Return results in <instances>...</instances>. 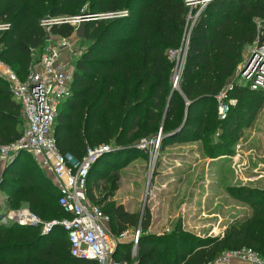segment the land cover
I'll use <instances>...</instances> for the list:
<instances>
[{
  "label": "trees",
  "instance_id": "obj_1",
  "mask_svg": "<svg viewBox=\"0 0 264 264\" xmlns=\"http://www.w3.org/2000/svg\"><path fill=\"white\" fill-rule=\"evenodd\" d=\"M193 1L202 0H0V24L9 25L7 31L0 32V61L24 79L32 52H39L48 36L69 39L74 33L71 25L53 26L47 33L40 26L43 19L127 12L108 22L85 24V47L73 63L70 95L61 104L55 123L58 150L78 161L87 149H110L111 143L118 151L126 152L134 150L130 145L133 133L142 135L139 140L153 137L161 126L167 139L200 140L204 128L221 122L216 97L222 91L227 90L228 98L237 101L223 121L236 124L241 115L233 111L238 106L249 116L259 108L257 102L264 90L253 91L236 83L228 90L227 82L241 66L248 46L264 48V0L196 4L195 13L187 21ZM86 3L88 11H81ZM183 43L177 91L173 89L176 63L168 52H177ZM182 118L186 120L180 128ZM23 128L20 107L0 77V147L17 140ZM102 156L88 176V198L96 206L89 195V179ZM2 174L4 185L0 182V191L12 195L9 208L20 209L12 205L15 200H23L40 220L47 211L60 214V218L44 222L68 217L58 204L57 187L31 155L13 157ZM238 191L236 197L252 207V216L231 223L223 237L206 241L177 234L178 229L162 238L148 235L146 214L140 221L122 204L100 208L110 219L112 234L140 230L136 255L132 257L131 244H120L114 259L130 264H208L226 251L248 249L264 261V192L253 188ZM4 216L0 208V264L13 263L3 258L13 245L7 243L11 238L20 248L46 243L42 250L15 260V264H97L71 257L66 233L59 226L48 234L31 236L29 230L39 231L40 226H21L3 221ZM15 227L26 231L20 235L13 232ZM58 228L65 241L54 238ZM26 239L29 242H24Z\"/></svg>",
  "mask_w": 264,
  "mask_h": 264
},
{
  "label": "rangeland",
  "instance_id": "obj_2",
  "mask_svg": "<svg viewBox=\"0 0 264 264\" xmlns=\"http://www.w3.org/2000/svg\"><path fill=\"white\" fill-rule=\"evenodd\" d=\"M196 9V5L190 6L187 21ZM81 11H88L87 3ZM69 43L74 58H77L85 47L82 39L72 36ZM184 51L183 43L174 59L177 69L183 63ZM233 83H243L238 71L227 86ZM257 105L259 108L254 116L242 111V106L236 107L233 113L241 115L236 124L220 120L214 127L204 128L200 140L167 139L161 126L153 136L160 135L159 145L148 153L136 148L142 137L138 133H133L130 138L134 150L118 151L111 143L89 179L92 201L102 210L122 204L140 221L146 214L149 217L148 235L162 238L178 229L177 234L198 240L223 237L231 223L253 214L252 207L236 197L238 189L253 188L264 192V96ZM182 123L183 118L179 127ZM1 180L3 174L0 182L4 185ZM11 196L9 191H0V208L4 214L11 209L8 207ZM15 207L29 209L23 200H15L12 208ZM42 218L44 222L60 218V214L55 210L47 211ZM58 230H55L54 238L57 242L65 241L63 231ZM16 231L23 235L26 229L15 227L13 232ZM29 232L31 236L43 234L41 228ZM7 243L13 245L3 258L12 264L32 256L35 250H42L46 245L40 243L34 248H20L14 238Z\"/></svg>",
  "mask_w": 264,
  "mask_h": 264
},
{
  "label": "built area",
  "instance_id": "obj_3",
  "mask_svg": "<svg viewBox=\"0 0 264 264\" xmlns=\"http://www.w3.org/2000/svg\"><path fill=\"white\" fill-rule=\"evenodd\" d=\"M195 3L194 1L190 4ZM125 12L84 15L78 17L46 18L40 26L49 33L53 26L71 25L73 36L82 23L111 21L124 17ZM9 29L8 24H0V32ZM69 39L48 36V41L39 52H32V62L24 79L0 61V77L8 84L13 100L19 105L24 128L22 135L15 141L0 147V164L8 163L20 153H27L35 160L41 158L48 166L53 184L58 190V204L67 218L42 222L28 208L8 209L3 221H12L21 226H40L43 234L59 226L66 233L69 254L79 260L94 261L97 264H130L127 261L114 259L113 255L120 244L132 245V257L136 255L140 236L139 228L128 229L118 235L110 230V219L101 209L92 204L88 198V176L91 167L108 150V147L87 149L81 160L58 150L54 128L59 108L70 95L74 72V52ZM253 53L246 71L238 76L251 90H264V48L257 45L248 46L243 61ZM177 52L169 51L171 59ZM176 69L173 76V89L178 90L181 71ZM228 90L231 86H228ZM217 115L224 120L229 110L237 101L229 99L227 90L216 97ZM160 142V135L139 140L136 148L144 153L155 149ZM151 149V150H150ZM238 261L247 264H264V261L253 251H226L214 262L208 264H230Z\"/></svg>",
  "mask_w": 264,
  "mask_h": 264
},
{
  "label": "water",
  "instance_id": "obj_4",
  "mask_svg": "<svg viewBox=\"0 0 264 264\" xmlns=\"http://www.w3.org/2000/svg\"><path fill=\"white\" fill-rule=\"evenodd\" d=\"M210 1H212V0H202L200 3H197V2H195V3H193V4H190V6H192V5H196V4H203L204 6L207 4V3H209ZM84 28H85V23H82V25H81V27H80V29H79V31H78V33H77V35H78V37L79 38H83V35H84ZM46 41H48V38L46 39ZM252 56H253V53H251V55L249 56V57H247L243 62H242V64H241V66H240V74H243L245 71H246V69H247V67H248V65L250 64V62H251V60H252ZM175 89V88H174ZM176 90V89H175ZM178 91V90H177ZM188 105V104H187ZM185 118H186V116H185ZM185 120L186 119H184V122H185ZM183 122V123H184ZM184 125V124H183ZM183 125L181 126V127H183ZM180 127V128H181Z\"/></svg>",
  "mask_w": 264,
  "mask_h": 264
},
{
  "label": "crops",
  "instance_id": "obj_5",
  "mask_svg": "<svg viewBox=\"0 0 264 264\" xmlns=\"http://www.w3.org/2000/svg\"><path fill=\"white\" fill-rule=\"evenodd\" d=\"M39 167L45 172L46 176L52 181L51 179V174L49 171L48 166L45 164V162L39 157L36 159ZM7 163H2L0 164V176L3 173L5 167H6ZM53 183V182H52ZM230 264H247V263H242V262H238V261H232Z\"/></svg>",
  "mask_w": 264,
  "mask_h": 264
},
{
  "label": "bare ground",
  "instance_id": "obj_6",
  "mask_svg": "<svg viewBox=\"0 0 264 264\" xmlns=\"http://www.w3.org/2000/svg\"><path fill=\"white\" fill-rule=\"evenodd\" d=\"M179 70V69H178Z\"/></svg>",
  "mask_w": 264,
  "mask_h": 264
}]
</instances>
